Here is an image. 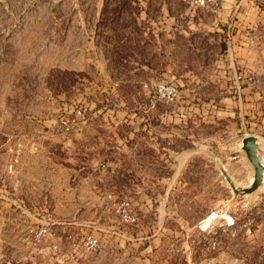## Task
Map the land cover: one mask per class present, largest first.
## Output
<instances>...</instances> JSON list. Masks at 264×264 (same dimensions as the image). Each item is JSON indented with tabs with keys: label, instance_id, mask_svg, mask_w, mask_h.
Listing matches in <instances>:
<instances>
[{
	"label": "rangeland",
	"instance_id": "obj_1",
	"mask_svg": "<svg viewBox=\"0 0 264 264\" xmlns=\"http://www.w3.org/2000/svg\"><path fill=\"white\" fill-rule=\"evenodd\" d=\"M202 1L0 0V149L45 153L48 199L75 178L97 195L63 220L47 200L27 250L22 230L0 236V264H264V179L248 195L228 181L251 185L242 138H258L264 164V123L235 138L218 115L235 96L250 117L233 48L242 0L228 13ZM77 131L106 137L67 139Z\"/></svg>",
	"mask_w": 264,
	"mask_h": 264
},
{
	"label": "crops",
	"instance_id": "obj_2",
	"mask_svg": "<svg viewBox=\"0 0 264 264\" xmlns=\"http://www.w3.org/2000/svg\"><path fill=\"white\" fill-rule=\"evenodd\" d=\"M232 1L224 0L222 3L223 12H232ZM241 4L240 10L235 13L237 14V20L233 26H237L239 29L237 35L233 33V48L236 63L242 68H246L247 70L245 71L254 76V83L243 90V93L246 94L245 98L248 100L245 108H250V117L247 120L248 118L243 115L245 114L244 111L238 109L240 103L235 96L228 98L224 103L225 108L218 113L220 119H225L232 125L229 129V134L235 138L239 137L241 130L245 128V124H254L259 127L260 123H264V100L261 95L263 94L264 97V0H242ZM105 119V117L89 118V120H83L81 124L88 130L95 123L103 124ZM250 119L252 122H250ZM85 134L87 139L80 137L81 135L85 136ZM102 136L106 137V134L99 131L92 137L95 140H101L103 139ZM92 137L89 136L88 131L82 134L77 131L67 139L82 138V140H88V138ZM246 137L244 135L242 140ZM6 141L4 144L5 149H0V154L2 152L5 154L6 150H10L7 153L10 154L12 152V155L9 159L7 157L8 161L2 165L3 169L0 172V190L3 191L4 189V191H7V195H0V236L11 237L15 235L17 237L22 230L25 236L18 241L17 245L20 251H25L28 244L26 245L22 241L26 239L27 232H30L27 230L29 222L39 225L38 227L46 225L43 218H45L44 212H46L48 201L52 208L51 214H53V217L57 220H63L67 216L65 214H68L64 212L71 211V208L74 212L76 208L77 212H82L83 207L92 210L97 205V195L92 190L94 187L89 180H84V182L83 179L75 178L73 183L69 182L66 185L69 190L66 195L62 192H56L54 197L48 199L45 153H43L44 158L42 161L35 158L32 159L31 155L25 153L24 148V150L18 149L13 154V149L9 146V139ZM219 142L223 141L220 140ZM37 154L41 156V151H37ZM55 183L56 188L57 186L60 188L63 186L62 179L56 180ZM56 223V230H59L61 224L58 221ZM54 234L58 235V231ZM40 243L41 239L38 240L37 245ZM14 257L15 255H13L12 259Z\"/></svg>",
	"mask_w": 264,
	"mask_h": 264
},
{
	"label": "water",
	"instance_id": "obj_3",
	"mask_svg": "<svg viewBox=\"0 0 264 264\" xmlns=\"http://www.w3.org/2000/svg\"><path fill=\"white\" fill-rule=\"evenodd\" d=\"M259 140L255 136H247L242 140V151L246 159L254 169V178L251 185L245 189H238L234 183L228 178L229 183L236 194L248 195L255 192L262 184L264 179V164L259 157Z\"/></svg>",
	"mask_w": 264,
	"mask_h": 264
},
{
	"label": "built area",
	"instance_id": "obj_4",
	"mask_svg": "<svg viewBox=\"0 0 264 264\" xmlns=\"http://www.w3.org/2000/svg\"><path fill=\"white\" fill-rule=\"evenodd\" d=\"M202 2H205V0H203ZM239 79L241 80L243 79V81L248 85H251L254 83V76H252L251 74L240 75ZM159 91L160 93L163 94L164 97H166L167 99L171 101H173L175 97H177V94H178L177 88L172 87V86L170 87L161 86L159 87ZM63 124L67 125V123L65 122ZM125 217H126V221L130 223H133L136 221L135 216L125 214ZM85 245L88 246L89 248H95L98 246L97 241L92 238H88L87 241L85 242Z\"/></svg>",
	"mask_w": 264,
	"mask_h": 264
},
{
	"label": "bare ground",
	"instance_id": "obj_5",
	"mask_svg": "<svg viewBox=\"0 0 264 264\" xmlns=\"http://www.w3.org/2000/svg\"><path fill=\"white\" fill-rule=\"evenodd\" d=\"M213 216H216V215H212L210 218H212Z\"/></svg>",
	"mask_w": 264,
	"mask_h": 264
}]
</instances>
